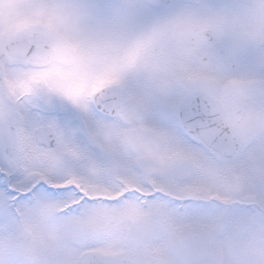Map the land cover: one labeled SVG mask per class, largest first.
Wrapping results in <instances>:
<instances>
[{"label": "snow or ice", "instance_id": "6c2138e0", "mask_svg": "<svg viewBox=\"0 0 264 264\" xmlns=\"http://www.w3.org/2000/svg\"><path fill=\"white\" fill-rule=\"evenodd\" d=\"M0 264H264V0H0Z\"/></svg>", "mask_w": 264, "mask_h": 264}]
</instances>
